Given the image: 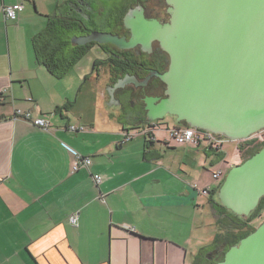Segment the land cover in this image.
I'll return each instance as SVG.
<instances>
[{"label":"crops","instance_id":"1","mask_svg":"<svg viewBox=\"0 0 264 264\" xmlns=\"http://www.w3.org/2000/svg\"><path fill=\"white\" fill-rule=\"evenodd\" d=\"M74 1L0 0V264H194L205 250L201 197L209 196L202 191L218 186L213 177L202 182L182 169L194 171L204 156L230 170L240 164L237 150L229 159L224 146L182 145L186 154L170 162L158 153L157 124L137 125V132L110 126L96 112L87 117L82 108L95 79L83 71L51 74L36 60L38 32L26 24L32 5L58 17ZM17 4L23 5L18 20L6 19L4 7ZM95 92L105 100L99 86ZM17 111H30L51 128L36 127ZM70 125L85 129L72 132ZM128 132L134 137L124 142ZM78 155L91 164L74 171ZM75 213L78 227L69 222Z\"/></svg>","mask_w":264,"mask_h":264},{"label":"water","instance_id":"2","mask_svg":"<svg viewBox=\"0 0 264 264\" xmlns=\"http://www.w3.org/2000/svg\"><path fill=\"white\" fill-rule=\"evenodd\" d=\"M170 20L137 24L127 41L92 32L72 43H111L121 49L158 41L170 64L160 79L167 97L148 102V121L168 116L232 142L264 130V0H166ZM120 79L109 93L129 84ZM264 197V146L232 167L221 184L219 203L247 218ZM216 264H264V222Z\"/></svg>","mask_w":264,"mask_h":264},{"label":"flooded vegetation","instance_id":"3","mask_svg":"<svg viewBox=\"0 0 264 264\" xmlns=\"http://www.w3.org/2000/svg\"><path fill=\"white\" fill-rule=\"evenodd\" d=\"M102 1L76 0L70 4L73 10L64 16L55 17V22L56 24L70 23L74 30L72 38L87 36L97 31L113 34L129 41L133 37V30L142 21H157L164 25L170 20L169 6L166 0L164 5L160 0L159 2L157 0L158 3L154 5L152 0H119L116 3L107 0L108 5L113 8L112 11L103 15L104 11L98 18H92L89 14L90 8L94 3ZM45 29L40 33H43ZM40 46L43 49V39L40 40ZM72 46L83 53L79 58H73L75 64H78L77 62H80L84 56L93 55L91 71L85 73L87 79L103 80L105 78L109 82V88L120 79L126 78L130 81L125 87L114 91L113 98L109 89L106 88L103 91L109 106L119 108L129 104L135 115L133 122L138 126L155 125L160 121L150 122L147 116L148 102L151 99L157 104L167 97V86L159 76L168 70L170 57L161 48L158 41H152L149 46L139 42L128 49H121L111 43L99 44L96 42L86 45L72 43ZM220 243L222 244L217 246V250L213 251L212 258L219 257L218 254H221L227 247L225 243Z\"/></svg>","mask_w":264,"mask_h":264},{"label":"rangeland","instance_id":"4","mask_svg":"<svg viewBox=\"0 0 264 264\" xmlns=\"http://www.w3.org/2000/svg\"><path fill=\"white\" fill-rule=\"evenodd\" d=\"M116 1L119 2V0H112V3L113 2L116 3ZM152 1H153V5L159 2V0L158 2L157 0H152ZM160 2L162 5L165 4V0H160ZM31 7H32V17H31L32 20L28 19L26 21V24H28L29 27H33L35 32L37 30L38 32L37 35H38L39 30L42 27V25L45 26L44 28L47 27V23H48L50 16L45 15L44 13H41L37 8V10L40 12L38 13V11L34 9L35 7L33 5ZM112 9L113 8H111L108 5L107 0H103L101 3H94L89 10L90 11L89 14L91 15L92 18L94 17L98 18L100 15H102L101 14L102 12L105 11L103 15H106L109 12H111ZM93 61H94L93 55L88 54L84 56V58L80 62H77L78 63L77 66L74 69H71L70 73H73V74H70V75H75L74 73H78L82 71L85 73L86 72L89 73L91 71ZM90 83H91L90 85L92 87L93 92H91V95H90L89 106L82 108V112L86 114L87 117L89 116L87 115V113L93 117L94 113L96 112L97 115L99 114L101 115L100 116L101 120H102V117L105 118L104 120H106L110 126H112L113 124L120 123V124H124L127 126H134L133 130H136L137 132H140L142 130V128L138 129L136 127L138 124H135V122H133L135 115L129 104L124 105L123 107L116 108L113 106H109L106 98L104 100V99H101L100 96H97L95 92L97 90V86L100 87V91H104L106 88L107 90L109 89V86H108L109 82L107 81V79L103 78V80L90 81ZM96 101H100V103H96ZM155 124H157L156 130H155L157 134L156 137L159 138L157 143L161 145V150L158 153L161 155H168L167 161H170V162L173 161L177 155L184 156L186 154L185 152L186 150L182 149L183 147L181 144H178L174 140H171L166 132L167 127L171 128L176 125H180V123L176 121V118L172 116H168L165 120H160L159 122H156ZM258 136L259 135H254L249 139L241 140L237 142H231V141L226 142L224 144V150L228 158L231 159L233 155L235 154V150H237L236 154L239 155L240 157L238 158V163L240 164L243 163L245 159H247L253 151L261 147L262 142L260 141ZM261 136L264 137V131L262 132ZM192 151L195 154L198 152L195 150H192ZM204 163H206L205 157L202 156L201 163L200 162L197 163L194 171H192L193 168L190 169L188 167L189 165L186 167L184 166L182 170H184L187 174H192L193 176L194 175L201 176L202 182H207V181L212 182L213 180L211 178H212L213 173L220 170V168H222L224 171V176L222 179L226 177L229 171L225 163H218L217 165H213V164H210L209 162L208 164L206 163L207 166H205L206 164ZM214 182L216 186H218L219 182L216 180H214ZM201 201L204 202V207H205L204 221H206V226H204L203 236H202L203 242L205 243L204 244L205 250L199 257L200 260L198 264H214L215 262L219 261L223 257L224 253L228 249V246L225 248V250L221 254H218L219 257L212 258L213 251L217 250L218 245L222 244V243L214 244L213 237L216 235L217 232H221V234L223 235V234H228V232L229 233L233 232L234 231L233 229H235V232L238 234V230H237V227H235V225H233L227 219L223 220L221 223L220 219L216 218L217 216H215L216 214L215 211L212 209L210 202L205 197H201ZM263 222H264V207L261 211V217L257 220H254L249 225V227L256 229Z\"/></svg>","mask_w":264,"mask_h":264},{"label":"trees","instance_id":"5","mask_svg":"<svg viewBox=\"0 0 264 264\" xmlns=\"http://www.w3.org/2000/svg\"><path fill=\"white\" fill-rule=\"evenodd\" d=\"M71 27L70 23L67 24L65 22H61V24H56L55 17H49L45 31L43 33H39L33 39V49L36 60L44 65L48 71L56 77H62L70 72L75 65L73 58H79L83 54L80 50L73 48L72 46L71 40L74 35V30ZM41 39L44 41L43 49H41L40 46ZM62 58L64 60H61ZM147 137L150 141L152 140V134L150 132L147 133ZM263 146L264 142H262L261 147L253 151L250 156L245 159V161L259 152ZM218 156V161L224 159V155L219 154ZM223 181L224 179L219 182L218 187L211 191L208 196L211 207L215 211L216 216L220 219L221 223L223 219H227L235 225V227H237L238 234L235 232V229H233L234 231L230 233L228 232V234H218L215 236V243H226L229 249L230 247L239 244L243 238L255 231V229L252 227L250 228L249 225L254 220L261 217V211L264 207V197L261 199L258 208L253 211L249 217H239L219 203L217 193ZM223 258L224 255L220 260H223ZM199 260L200 258L197 257L194 264H198ZM216 263L217 262L214 264Z\"/></svg>","mask_w":264,"mask_h":264},{"label":"built area","instance_id":"6","mask_svg":"<svg viewBox=\"0 0 264 264\" xmlns=\"http://www.w3.org/2000/svg\"><path fill=\"white\" fill-rule=\"evenodd\" d=\"M22 8H23V5L21 4L4 7L3 11H4V15L6 19L16 22L18 20L19 11L22 10ZM16 116L23 118L24 120L32 123L36 127H40L45 130H49L51 128L50 122L48 120L42 117L32 118L30 111L25 112V113H22L21 111H17ZM84 129L85 127L83 126L76 127L74 125H70L68 127V130L72 132H75L78 130H84ZM263 131L264 130L255 134V135H259L258 138L260 139L261 142H264V137L261 136ZM166 132L169 138L171 140H174L176 143L181 144V145H192L195 147L201 145L202 143H208L210 146L214 148L223 147L226 142L230 141L229 139L221 135H217V134L207 132L201 129H196V128L189 127L186 125L185 126L184 125L174 126L171 128L167 127ZM124 136H125L124 142H128L132 140V138L134 137V134H131L128 132ZM151 139H155V137L152 136ZM90 164H91V159L89 157L78 155L76 165L74 166V171H78L80 168H88ZM223 176H224V173L222 170L216 171L212 175L213 180H216L218 182L221 181ZM94 179L97 184L101 182L100 175L94 176ZM202 193L208 196L211 193V189L210 188L204 189ZM69 222L73 227H78L79 226V214L78 213L72 214L69 217Z\"/></svg>","mask_w":264,"mask_h":264}]
</instances>
